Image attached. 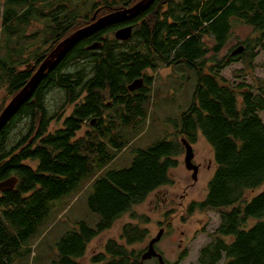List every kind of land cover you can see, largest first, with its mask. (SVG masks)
<instances>
[{
	"label": "trees",
	"instance_id": "16d2710c",
	"mask_svg": "<svg viewBox=\"0 0 264 264\" xmlns=\"http://www.w3.org/2000/svg\"><path fill=\"white\" fill-rule=\"evenodd\" d=\"M139 1L6 0L1 26L8 43L0 57V87L12 99L32 77L26 64L37 69L56 45L91 23L93 16ZM44 9L51 12L44 14ZM40 20L46 27L41 39L15 43L17 36L25 40V31ZM234 22L257 35L241 43L242 54L232 55L237 46L220 57ZM127 25L133 26L130 39H115V32ZM208 37L214 41L211 48L204 43ZM93 45L98 48L90 49ZM260 50L264 51V0H153L131 20L77 42L39 79L30 98L0 130V182L18 180L14 189L0 191V264L47 261L46 256L31 261V255L35 243L46 237L52 206L91 182L88 207L98 216L96 227L83 221L74 224L76 229L58 241L49 261L81 264L93 239L156 190L172 184L170 171L184 151L181 139L193 145L199 133L213 150L216 170L205 199L192 202L186 213L214 212L220 219L210 244L200 252L199 264H264V80L253 76L252 67ZM236 63L245 67L234 72L239 81L234 84L220 72ZM180 65L194 72L197 85L179 128L171 139L138 150L130 168L105 172L130 143L125 128L147 119L152 79L148 71ZM140 78L142 88L129 92L127 86ZM52 90L58 99L49 104ZM4 109L0 106V115ZM52 123L61 126L52 130ZM259 189L262 192L253 196ZM146 237L147 231L128 223L90 263L144 264V252L133 247Z\"/></svg>",
	"mask_w": 264,
	"mask_h": 264
},
{
	"label": "rangeland",
	"instance_id": "374dc122",
	"mask_svg": "<svg viewBox=\"0 0 264 264\" xmlns=\"http://www.w3.org/2000/svg\"><path fill=\"white\" fill-rule=\"evenodd\" d=\"M5 5L6 0H0V57L6 54L8 43L1 26ZM44 10V14L51 12V9ZM52 11H54V7ZM43 22V20L32 22L25 31L27 38L20 40L19 36H17L14 38L15 43L35 44L42 38L43 31L46 30ZM256 35L257 33L251 27L234 22L232 37L219 56L225 57L231 50L243 45L241 44L243 41ZM32 38H36V40ZM204 43L209 48L214 45L211 37L206 38ZM258 52L259 55L252 63V67L255 68L253 76L256 79L264 80V51L260 50ZM209 56H211V53ZM25 66L27 67L28 65L26 64ZM26 67L25 70H27ZM244 67L242 63L232 64L221 71L220 76L236 84L239 81L234 78V72ZM147 74L152 78L149 86L151 106L147 119L146 121L138 122L137 127L125 128V133H129L125 140L130 143L106 167L105 172L130 168L133 157L138 150H148L167 137L171 139L169 136L174 133L176 128H179L183 113L193 103L197 80L194 72L187 66H162L156 71H148ZM246 81L250 84L252 83L250 78H247ZM57 95L55 91H50L47 94L46 101L49 104L51 101H57ZM11 100V97L6 94V90L0 87V106L6 107ZM261 116L264 121V112ZM27 122L28 120L23 122V129L26 128ZM59 126L61 124L52 123L50 129L55 130ZM84 133L85 130L80 133V136H83ZM193 151L195 156L194 163L199 167L197 181H193L192 173L185 168L184 150L176 156L177 166L170 171L172 184L156 190L145 202L135 206L130 213L121 217L110 230L93 239L88 244L85 257L79 262L81 264H91V257L104 253V246L109 239H117L122 227L132 223L147 231L146 240L135 245L133 249L145 252L150 240L155 238L159 231L163 229L164 233L156 245V250L163 256L167 264H176L183 254L186 255L179 264H199L200 252L210 244L211 236L218 229L220 219L219 215L214 212H196L191 216L186 213L188 206L192 202L205 199L208 183L216 170L213 150L201 133H199L198 141L193 144ZM90 184L91 182L86 183L77 194L70 193L54 203L45 226L47 230L46 237L44 240L41 238L35 243L31 261H33L35 256L37 257L36 259L40 260H43L46 256L47 261L39 264H50L52 249L56 250L55 246L58 241L71 230H75V225L78 222L83 221L91 228L96 227L98 216L92 213L88 207V197L91 193V190H89ZM262 190L259 189L253 196L258 195ZM132 215L143 217L147 222L145 220L139 222L133 219ZM34 262L36 260L33 261V264H35ZM144 264H159V262L157 259L152 258L144 261Z\"/></svg>",
	"mask_w": 264,
	"mask_h": 264
},
{
	"label": "water",
	"instance_id": "95a60500",
	"mask_svg": "<svg viewBox=\"0 0 264 264\" xmlns=\"http://www.w3.org/2000/svg\"><path fill=\"white\" fill-rule=\"evenodd\" d=\"M153 0H140L132 7L124 8L122 10L113 11L110 14L96 18V15L92 18V23L88 24L68 37L62 40L52 51L48 54L45 60L35 69L34 65L29 64L27 69L32 72V77L28 83L12 98L11 102L5 107L0 115V130L8 121V119L15 113V111L30 98L37 82L46 73L55 68L61 58L82 38L90 36L104 27L118 23L129 21L134 18L139 12L145 11L152 3ZM133 31V26L127 25L118 29L114 37L115 39L125 42L130 39ZM98 48V45H93L91 49ZM244 51V46L240 45L237 49L232 52L233 56L242 54ZM144 85L143 78L136 79L127 86L129 92H135L142 88ZM181 143L185 150L184 164L187 171L192 173L193 181H197V175L199 171L198 165L194 164V151L193 146L187 142L184 138L181 139ZM18 180L15 177H11L3 182H0V191H8L15 188ZM164 230L161 229L158 235L151 239L146 252L143 253L141 259L142 262L156 258L159 264H166L163 257L158 254L155 250V245L160 241Z\"/></svg>",
	"mask_w": 264,
	"mask_h": 264
},
{
	"label": "flooded vegetation",
	"instance_id": "af4514ba",
	"mask_svg": "<svg viewBox=\"0 0 264 264\" xmlns=\"http://www.w3.org/2000/svg\"><path fill=\"white\" fill-rule=\"evenodd\" d=\"M92 23V22H91ZM91 23H89V24H91ZM88 25V24H87ZM32 65V64H31ZM194 162V161H193ZM195 164V163H194Z\"/></svg>",
	"mask_w": 264,
	"mask_h": 264
},
{
	"label": "bare ground",
	"instance_id": "6f19581e",
	"mask_svg": "<svg viewBox=\"0 0 264 264\" xmlns=\"http://www.w3.org/2000/svg\"><path fill=\"white\" fill-rule=\"evenodd\" d=\"M91 49V48H90Z\"/></svg>",
	"mask_w": 264,
	"mask_h": 264
}]
</instances>
